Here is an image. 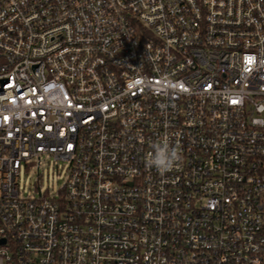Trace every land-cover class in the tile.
<instances>
[{
	"label": "built area",
	"instance_id": "obj_1",
	"mask_svg": "<svg viewBox=\"0 0 264 264\" xmlns=\"http://www.w3.org/2000/svg\"><path fill=\"white\" fill-rule=\"evenodd\" d=\"M0 264H264V0H0Z\"/></svg>",
	"mask_w": 264,
	"mask_h": 264
},
{
	"label": "rangeland",
	"instance_id": "obj_2",
	"mask_svg": "<svg viewBox=\"0 0 264 264\" xmlns=\"http://www.w3.org/2000/svg\"><path fill=\"white\" fill-rule=\"evenodd\" d=\"M36 164V161L22 164L18 178L20 195L23 197L37 195V187L45 194L57 195L66 174L65 162L56 161L52 156H43L38 172Z\"/></svg>",
	"mask_w": 264,
	"mask_h": 264
},
{
	"label": "clouds",
	"instance_id": "obj_3",
	"mask_svg": "<svg viewBox=\"0 0 264 264\" xmlns=\"http://www.w3.org/2000/svg\"><path fill=\"white\" fill-rule=\"evenodd\" d=\"M53 105L56 109L62 107V100L53 98ZM181 160L177 146L173 145L167 138L161 139L158 143L153 144V151L146 159V166L155 168L159 173H167L179 163Z\"/></svg>",
	"mask_w": 264,
	"mask_h": 264
},
{
	"label": "snow or ice",
	"instance_id": "obj_4",
	"mask_svg": "<svg viewBox=\"0 0 264 264\" xmlns=\"http://www.w3.org/2000/svg\"><path fill=\"white\" fill-rule=\"evenodd\" d=\"M236 101H233V103H235Z\"/></svg>",
	"mask_w": 264,
	"mask_h": 264
}]
</instances>
